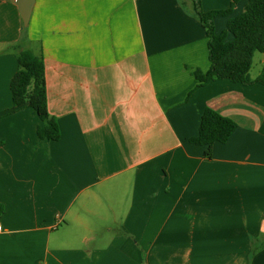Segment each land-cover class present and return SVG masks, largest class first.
I'll return each instance as SVG.
<instances>
[{
    "label": "crops",
    "instance_id": "obj_1",
    "mask_svg": "<svg viewBox=\"0 0 264 264\" xmlns=\"http://www.w3.org/2000/svg\"><path fill=\"white\" fill-rule=\"evenodd\" d=\"M191 4L33 0L25 26L0 0V264H264V85L198 83L208 38ZM24 49L43 57L58 139L12 109ZM207 108L236 125L209 156L191 142Z\"/></svg>",
    "mask_w": 264,
    "mask_h": 264
},
{
    "label": "trees",
    "instance_id": "obj_2",
    "mask_svg": "<svg viewBox=\"0 0 264 264\" xmlns=\"http://www.w3.org/2000/svg\"><path fill=\"white\" fill-rule=\"evenodd\" d=\"M194 15L199 19L207 34L209 68L206 72L199 69L194 75L199 84L208 79H229L233 82L264 85V63L260 73L252 78L250 69L256 51L264 54V0H245L241 13L232 16L233 6L240 0H233L225 9L205 11L201 0H191ZM228 16L226 28L217 33L214 18ZM13 106L18 109L32 107L44 125L38 136L50 140L58 139L60 131L55 118L47 107L45 83V64L42 56L24 49L18 54V69L10 83ZM233 120L220 115L212 109H205L200 120L199 132L191 142L205 145V154L210 155L215 142H226L235 129Z\"/></svg>",
    "mask_w": 264,
    "mask_h": 264
},
{
    "label": "water",
    "instance_id": "obj_3",
    "mask_svg": "<svg viewBox=\"0 0 264 264\" xmlns=\"http://www.w3.org/2000/svg\"><path fill=\"white\" fill-rule=\"evenodd\" d=\"M13 2L18 6L23 24L26 26L29 21L33 0H13Z\"/></svg>",
    "mask_w": 264,
    "mask_h": 264
},
{
    "label": "rangeland",
    "instance_id": "obj_4",
    "mask_svg": "<svg viewBox=\"0 0 264 264\" xmlns=\"http://www.w3.org/2000/svg\"><path fill=\"white\" fill-rule=\"evenodd\" d=\"M263 57V53L256 51L253 57V64L252 67L250 69V74L254 75V73H256V71L259 69L260 64H261V59Z\"/></svg>",
    "mask_w": 264,
    "mask_h": 264
},
{
    "label": "built area",
    "instance_id": "obj_5",
    "mask_svg": "<svg viewBox=\"0 0 264 264\" xmlns=\"http://www.w3.org/2000/svg\"><path fill=\"white\" fill-rule=\"evenodd\" d=\"M0 228H1V226H0Z\"/></svg>",
    "mask_w": 264,
    "mask_h": 264
}]
</instances>
